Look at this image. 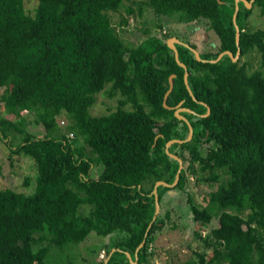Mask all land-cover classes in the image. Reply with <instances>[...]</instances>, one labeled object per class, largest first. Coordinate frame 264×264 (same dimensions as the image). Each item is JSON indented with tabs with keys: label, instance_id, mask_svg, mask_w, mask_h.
<instances>
[{
	"label": "trees",
	"instance_id": "trees-1",
	"mask_svg": "<svg viewBox=\"0 0 264 264\" xmlns=\"http://www.w3.org/2000/svg\"><path fill=\"white\" fill-rule=\"evenodd\" d=\"M126 1L37 0L28 14L24 0H0V102L7 114L0 113V141L36 167L32 193L0 188V264H49L50 246L63 251L90 232L111 236L98 264L148 263L152 234L165 224L157 214L145 237L155 212L154 184L174 181L179 164L165 147L185 140L188 123L191 138L168 148L180 158L187 151L188 159L174 186L157 187L159 204L167 190L184 189L189 177L218 182L204 206L188 194L195 222L218 218L202 238L210 254L195 252L197 264H264V73L249 72L228 54L209 61L238 49L240 56L258 52L264 60V28L249 27L251 8L242 1L238 45L235 0ZM252 5L264 12V0ZM145 7L182 22L206 19L217 35V50L199 52L206 61L196 59L194 43H174L191 94L169 35L149 34L131 44L109 13L123 10L117 24L126 25ZM101 92L117 97L116 107L92 115ZM179 107L189 110L179 112L185 119L175 115ZM61 113L74 138L59 133ZM27 115L43 126V135L25 129ZM12 133L20 134L16 145ZM203 143H210L204 153ZM81 205L90 206L87 214L79 213Z\"/></svg>",
	"mask_w": 264,
	"mask_h": 264
},
{
	"label": "rangeland",
	"instance_id": "rangeland-1",
	"mask_svg": "<svg viewBox=\"0 0 264 264\" xmlns=\"http://www.w3.org/2000/svg\"><path fill=\"white\" fill-rule=\"evenodd\" d=\"M138 1L140 0H128L126 4L136 6ZM36 5L37 0H24V7L28 14L34 11ZM250 8L249 27L254 30L264 28V12L258 6L252 4ZM109 13L112 21L116 24L118 34L125 41L134 45L139 44L149 34L157 36L166 34L169 35V38L174 37L179 41H184V43H194L198 52L215 51L219 45V39L214 31L208 29L206 19L182 22L176 16L158 17L152 9L145 7L142 16L135 13L128 16L126 25H118L120 17L126 16L125 12L119 10ZM157 22L162 23V27L157 26ZM237 60L239 64L246 63L249 72L259 69L264 73V60L258 52H250L245 56L239 54L235 61ZM116 104L117 97L109 98L103 92L98 93L90 113L92 115L104 114L114 109ZM5 111L0 102V113L7 115ZM57 122L60 127V134L69 138L75 137L69 129L70 120L65 113L57 116ZM25 129L36 136H41L44 132L43 126L34 122L30 115H27ZM11 139L15 145L18 144L20 134L12 133ZM77 144H83L80 137ZM209 144L203 143L201 145L200 149L203 153ZM86 149L88 150L87 147ZM181 159L184 167V162L186 164L188 159L187 151H182ZM0 167V188L8 187L25 194L34 191L36 167L33 160L23 154L12 153L3 141H0ZM100 168V166H97L92 171L94 177H96ZM25 178H28L29 183L27 186L24 185ZM225 179L226 175H223L219 182H223ZM217 184L218 182L210 183L205 180L196 182L195 177H189L184 189L180 191L170 189L164 193L159 204L158 215L165 217V224L160 230H156L152 234V241L148 249V251H152V254L148 256V263L146 264H197L199 259L195 252H204L206 256L210 254V249L204 247L202 238L206 236L211 228L218 225V218L214 217L204 225L195 222L189 211L187 199L188 194H190L195 204L204 206L206 194L215 189ZM89 209V205H81L78 211L84 215L88 213ZM196 232L200 233L201 238L196 236ZM109 242H111L110 235L101 236L90 232L85 240L77 245L67 247L63 251L55 246H50V252H48L45 262L49 264H98L102 254L105 253V246Z\"/></svg>",
	"mask_w": 264,
	"mask_h": 264
},
{
	"label": "water",
	"instance_id": "water-1",
	"mask_svg": "<svg viewBox=\"0 0 264 264\" xmlns=\"http://www.w3.org/2000/svg\"><path fill=\"white\" fill-rule=\"evenodd\" d=\"M239 1L244 2L245 5H246L247 7H250L251 4H252V2H253V0H249V1H247V0H235V10H234V14H233V17H232V18H233V23H234V26H235V39H236V44H237V45H238V42H239V41H238V37H239V28H238V26H237V24H236L235 19H236V15H237V11H238V2H239ZM176 42H180V41L177 40V39L174 38V37H171V38L167 39V44H168V45L174 50V57H175V60H176V61L178 62V64H179L180 66H182V67L184 68V70H185V72H184V80H185V84H186L187 90H188V92L191 94V90H190V88H189V86H188V84H187V71H186V66H185L183 63H181V62L179 61V59H178V53H177L176 48H175V45H174V43H176ZM185 45H186V44H185ZM190 48H191V47H190ZM191 50H192V52L194 53L196 59L206 61L205 59H201V58H200V56H199V52H198L196 49L191 48ZM224 54H228V55H229V56L235 61L236 58H237L238 55H239V49L236 51L235 56H234L231 52H229V51H223V52L219 53L218 56H217L215 59H212V60H209V61H210V62H216V61L219 60ZM174 76H175V74H171V75L169 76V88L167 89V91L165 92V94H164V96H163V106H165V107H167V108H169V107L166 105V99H167V97H168L170 91H171L172 88H173V78H174ZM180 111H189V110H188L187 108H183V107H179L177 110H175V115H176L178 118L185 119L182 115L179 114ZM208 112H209V108L207 109L206 114H207ZM206 114H204V115H206ZM188 129H189V132H188V135H187V137L185 138V140L172 139V140H170V141H168V142L166 143V147H165V148H166V152H167L171 157L175 158V159L178 161V164H179V165H178V169H177L176 174H175V179H174V181H173L171 184L165 183L164 181H157V182L154 184L153 193H154V199H155V212H154V215H153L152 221L149 223V225H148V227H147V229H146V232H145V234H144L145 237H146V235H147V233H148V231H149V229H150V227H151V225H152V222H153L154 219L156 218V216H157V214H158V211H159V199H158V195H157V187H158L159 185L174 186V185L178 182L180 172H181V170H182V168H183L182 159H181L179 156H177L176 154L169 152V151H168V148H169V146H170L173 142L181 143V142H183V141L189 140V139L191 138V136H192V126H191V124H189V123H188ZM144 243H145V238H144V239L140 242V244L137 246L136 251H135V257H136V252L140 249V247H142V246L144 245ZM127 256H128V258H130L129 253H127ZM133 262L135 263V261H133Z\"/></svg>",
	"mask_w": 264,
	"mask_h": 264
},
{
	"label": "built area",
	"instance_id": "built-area-1",
	"mask_svg": "<svg viewBox=\"0 0 264 264\" xmlns=\"http://www.w3.org/2000/svg\"><path fill=\"white\" fill-rule=\"evenodd\" d=\"M72 135V134H71ZM102 254V253H101Z\"/></svg>",
	"mask_w": 264,
	"mask_h": 264
}]
</instances>
